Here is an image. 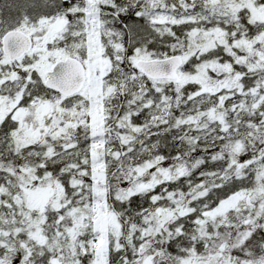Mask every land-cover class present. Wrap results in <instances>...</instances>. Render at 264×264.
<instances>
[{"label":"snow or ice","instance_id":"snow-or-ice-1","mask_svg":"<svg viewBox=\"0 0 264 264\" xmlns=\"http://www.w3.org/2000/svg\"><path fill=\"white\" fill-rule=\"evenodd\" d=\"M0 264H264V0H0Z\"/></svg>","mask_w":264,"mask_h":264}]
</instances>
